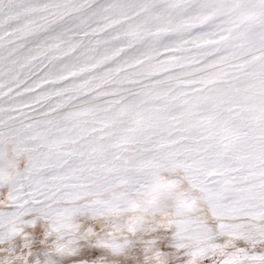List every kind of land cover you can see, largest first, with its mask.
Returning <instances> with one entry per match:
<instances>
[{
    "label": "snow or ice",
    "instance_id": "1",
    "mask_svg": "<svg viewBox=\"0 0 264 264\" xmlns=\"http://www.w3.org/2000/svg\"><path fill=\"white\" fill-rule=\"evenodd\" d=\"M0 264H264V0H0Z\"/></svg>",
    "mask_w": 264,
    "mask_h": 264
}]
</instances>
